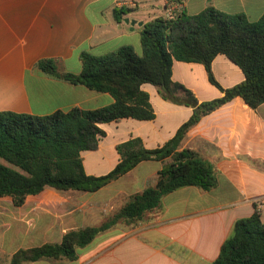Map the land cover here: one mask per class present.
Instances as JSON below:
<instances>
[{
    "label": "crops",
    "instance_id": "0c3cea01",
    "mask_svg": "<svg viewBox=\"0 0 264 264\" xmlns=\"http://www.w3.org/2000/svg\"><path fill=\"white\" fill-rule=\"evenodd\" d=\"M151 1L155 0H0V112L45 116L113 104L110 93L50 77L36 65L42 59H54L61 72L79 74L86 52L103 56L131 46L141 55L144 25L164 17L156 16L158 8L139 12L140 4ZM163 4L166 17L181 9L196 15L209 4L227 14L244 13L252 21L264 14V0H163ZM120 7L131 12L117 22L113 11ZM126 18L137 23H126ZM212 72L224 89L245 80L241 68L223 54L212 62ZM172 78L199 102L224 95L210 82L201 63L175 61ZM142 89L150 96L155 119L125 118L100 124L106 136L100 139L99 149L82 153L88 175H106L117 166L121 160L117 145L140 138L146 148H158L192 116V107L164 99L156 86L144 84ZM182 148L214 164L218 186L211 191L191 186L167 194L161 206L141 220L121 221L80 248L71 264H211L235 222L250 217L255 205L264 223V104L252 109L236 97L190 129ZM163 166L160 161L141 162L98 190L106 191L101 196L87 198V193L95 192H78L95 214L125 198L122 207L132 195L154 186ZM55 191L46 188L30 195L21 207H15L10 196L0 197V264H11L19 249L61 242L68 231L86 227L74 210L62 214L50 206L53 201L48 195ZM58 200L62 205L69 202L63 196ZM43 260L26 264L58 262Z\"/></svg>",
    "mask_w": 264,
    "mask_h": 264
},
{
    "label": "trees",
    "instance_id": "16d2710c",
    "mask_svg": "<svg viewBox=\"0 0 264 264\" xmlns=\"http://www.w3.org/2000/svg\"><path fill=\"white\" fill-rule=\"evenodd\" d=\"M129 12L127 7L115 8L114 18L121 22ZM219 54L241 68L243 82L224 89L216 81L212 62ZM81 61L79 74L61 72L54 59H42L36 68L50 77L110 93L114 103L95 110L74 108L45 116L0 112V197L10 196L14 206L21 207L28 196L49 187L58 192H97L141 162L160 161L164 166L154 186L132 195L101 225L70 230L61 242L19 249L11 264L76 260L80 248L121 221L141 220L147 212L159 208L167 194L191 186L203 191L215 189L218 178L214 164L182 148V142L204 116L236 97L252 109L264 104V14L252 21L244 13L227 14L212 4L196 15L181 9L172 17H157L144 25L141 55L133 47L123 46L103 56L83 53ZM175 61L203 64L210 82L224 95L199 102L191 90L173 80ZM144 84L156 86L170 102L192 107V116L158 148H146L140 138L117 145L121 157L117 166L106 175H88L82 153L99 149L100 139L106 136L100 124L125 118L155 119L150 96L142 89ZM211 264H264V223L256 205L250 217L235 222Z\"/></svg>",
    "mask_w": 264,
    "mask_h": 264
},
{
    "label": "rangeland",
    "instance_id": "374dc122",
    "mask_svg": "<svg viewBox=\"0 0 264 264\" xmlns=\"http://www.w3.org/2000/svg\"><path fill=\"white\" fill-rule=\"evenodd\" d=\"M164 4H163V0L159 1H151L149 2V5L146 4H140V9L139 12L143 13L148 9H154V8H158L159 11H157V15L156 16H165V9L163 8ZM148 8V9H147ZM151 186V185H149ZM50 188V187H49ZM53 189V188H52ZM106 191H102V192H95V193H87L86 197L87 198H91V197H97V196H101L103 194H105ZM182 194V193H180ZM179 194V195H180ZM184 194V193H183ZM81 193L78 191H67V192H53L52 194L48 195L52 201L53 204H50L51 207L56 208L58 213H65L68 211H73V213H77L79 214L77 217L79 218L81 224H84L85 226H92L95 224L101 225L103 222H105L108 218L112 217L114 214H116L121 207L122 202H124L125 198H120L117 200V202L115 204H111L101 210H97L96 214L94 213V211H90V208L92 207L89 203L84 202V200H82L81 197ZM46 196V195H45ZM60 196H63L65 198L69 199V202L67 204H57V202H59L58 198H60ZM169 200H167L168 202ZM97 217V218H95ZM43 261L45 262H49L51 260L49 259H44ZM43 262V263H45ZM68 260H58V262H54V264L58 263V264H68ZM70 263V262H69ZM72 263V262H71ZM70 263V264H71Z\"/></svg>",
    "mask_w": 264,
    "mask_h": 264
},
{
    "label": "water",
    "instance_id": "95a60500",
    "mask_svg": "<svg viewBox=\"0 0 264 264\" xmlns=\"http://www.w3.org/2000/svg\"><path fill=\"white\" fill-rule=\"evenodd\" d=\"M125 22H126V23H129V22H131V23H132V25H134V24H136V23H137L135 20H131V21H130V19H129V18H126V19H125ZM142 24H143L142 22H141V23H139V25H142Z\"/></svg>",
    "mask_w": 264,
    "mask_h": 264
}]
</instances>
